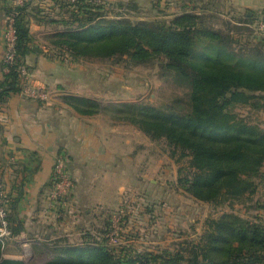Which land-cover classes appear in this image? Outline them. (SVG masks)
Returning a JSON list of instances; mask_svg holds the SVG:
<instances>
[{
	"label": "trees",
	"instance_id": "1",
	"mask_svg": "<svg viewBox=\"0 0 264 264\" xmlns=\"http://www.w3.org/2000/svg\"><path fill=\"white\" fill-rule=\"evenodd\" d=\"M61 2L75 9L53 44L64 48L72 60L114 64L127 60L133 65L156 61L163 75L188 89L185 99L175 97L160 106L143 100L102 104L65 96L78 113H104L113 124L128 123L150 140L164 139L173 155L179 150L189 156L191 172L179 176L177 186L197 200L240 203L254 194L258 181H264V127L232 111L235 105L264 108V43L253 36L254 28L238 24L234 31L242 37H237L216 27L214 3L208 1L207 7L183 5L171 18L164 13L162 18L147 19L132 18L104 1ZM26 6L25 0L6 8V15H13L16 56L3 74L0 97L23 89L20 59L30 40ZM8 220L12 234L18 236L20 222L9 214ZM110 231L88 230L80 242L60 237L44 243L49 254L41 264H264L262 217L223 212L206 220L197 239L161 251L109 242ZM8 245L0 242V258L12 251Z\"/></svg>",
	"mask_w": 264,
	"mask_h": 264
},
{
	"label": "crops",
	"instance_id": "2",
	"mask_svg": "<svg viewBox=\"0 0 264 264\" xmlns=\"http://www.w3.org/2000/svg\"><path fill=\"white\" fill-rule=\"evenodd\" d=\"M26 1L24 21L30 40L20 59L27 70L24 83L45 90L47 99L31 98L22 91L0 97V181L9 195V216L20 222L21 236L33 248L60 237L80 242L86 231H98L109 211L121 209L130 191L134 194L145 185L152 164L141 158L142 144L136 148L137 142L129 140L133 125L113 124L104 113H78L65 99L73 95L102 104L128 101L122 98L127 92L126 82L115 85L110 70L101 71L111 63L74 61L64 48L53 44L75 8L64 6L61 0ZM103 1L138 19L160 17L159 9L171 18L183 5L206 6L208 1L214 3L216 27H221L217 22L224 17L254 29L264 20V0ZM11 2L0 0V87L4 79L6 8ZM253 36L264 43V31ZM59 158L65 161L73 186L51 205ZM16 247L10 243L9 254H20L13 251Z\"/></svg>",
	"mask_w": 264,
	"mask_h": 264
},
{
	"label": "rangeland",
	"instance_id": "3",
	"mask_svg": "<svg viewBox=\"0 0 264 264\" xmlns=\"http://www.w3.org/2000/svg\"><path fill=\"white\" fill-rule=\"evenodd\" d=\"M164 13L168 14L167 11L159 9L157 15L160 17L155 16L156 14L154 16L162 18ZM223 20H218L217 25L238 36L239 32L234 31L237 25L227 17ZM111 64L112 66H105L101 71L110 70L115 85L126 82L127 92L122 95L125 100H143L160 106L175 97L185 99L187 87L163 75V69L156 61L133 65L123 60ZM232 111L247 121L264 127V108L235 105ZM134 127H129V140L137 142L136 148L142 144L141 158L152 165L148 166L145 185L136 189L134 194L130 191L126 205L109 211L97 227L111 230L116 243L123 240L139 250H169L175 243L197 239L205 230L206 220L218 217L223 212L233 211L245 217L264 219V208L260 206L264 205V181H258L256 191L244 202L216 205L197 200L177 186L178 177L191 172L189 156L183 155L179 150L173 155L164 139L150 140L138 127ZM262 171L264 172V164ZM108 222L111 225H107ZM21 249V254L7 253L5 256L27 259L31 264H41L49 254L44 245L28 250Z\"/></svg>",
	"mask_w": 264,
	"mask_h": 264
},
{
	"label": "built area",
	"instance_id": "4",
	"mask_svg": "<svg viewBox=\"0 0 264 264\" xmlns=\"http://www.w3.org/2000/svg\"><path fill=\"white\" fill-rule=\"evenodd\" d=\"M25 0H12V5H20ZM69 3H75L77 0H66ZM94 5L102 4L103 0H92ZM264 31V20L257 22L255 25V32L261 33ZM5 48H4V56H3V72L8 71V66L15 64V40L16 33L13 25V15H7L6 18V26H5ZM20 77L23 82L22 94L29 96L31 98H38L45 100L47 99V92L43 89H34L28 87L25 83V77L27 76V70L25 67L21 66L19 68ZM73 186V178L67 169L65 161L62 159H58L55 163L54 168V186L52 189L51 197V205L58 202L61 198L65 197L68 190ZM9 203V195L4 188L2 182H0V242L2 244H10L17 242L20 248L24 250H28L31 248L30 241L24 237H22L21 232L18 236H14L11 231L10 222L8 220V208L7 205ZM47 213V210H45ZM109 242L116 243V238L114 234L110 231L109 233ZM32 249V248H31ZM22 250V249H21Z\"/></svg>",
	"mask_w": 264,
	"mask_h": 264
},
{
	"label": "water",
	"instance_id": "5",
	"mask_svg": "<svg viewBox=\"0 0 264 264\" xmlns=\"http://www.w3.org/2000/svg\"><path fill=\"white\" fill-rule=\"evenodd\" d=\"M0 264H31L29 260L16 257L3 256L0 258Z\"/></svg>",
	"mask_w": 264,
	"mask_h": 264
}]
</instances>
